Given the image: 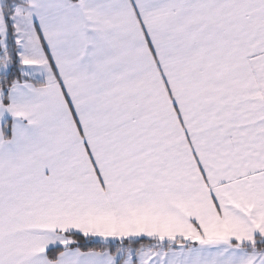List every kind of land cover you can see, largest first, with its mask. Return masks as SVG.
Here are the masks:
<instances>
[{"label": "snow or ice", "instance_id": "obj_1", "mask_svg": "<svg viewBox=\"0 0 264 264\" xmlns=\"http://www.w3.org/2000/svg\"><path fill=\"white\" fill-rule=\"evenodd\" d=\"M0 264H264V0H0Z\"/></svg>", "mask_w": 264, "mask_h": 264}]
</instances>
